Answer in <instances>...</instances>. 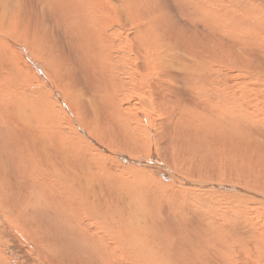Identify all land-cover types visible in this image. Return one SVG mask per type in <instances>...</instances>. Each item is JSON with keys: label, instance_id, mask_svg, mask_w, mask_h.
Returning <instances> with one entry per match:
<instances>
[{"label": "bare ground", "instance_id": "obj_1", "mask_svg": "<svg viewBox=\"0 0 264 264\" xmlns=\"http://www.w3.org/2000/svg\"><path fill=\"white\" fill-rule=\"evenodd\" d=\"M62 31L79 54L68 50L65 39L63 51L55 44ZM73 55L78 65L70 67ZM230 56L259 70H250L251 85L232 68ZM30 60L33 77L24 62ZM263 69L262 0H0V153L19 150L25 173L11 170L28 174L19 207L4 194L0 178V264H264V207L256 210L260 215L253 211L264 201L216 194L208 177H201L210 181L203 183L163 175L167 165L151 157L152 143L163 144L165 136L168 159L180 168L188 160L186 169L199 174L230 168L229 161L212 159L217 147L237 142L254 120L264 123V101L255 95L258 87L264 98ZM138 106L145 121L149 114L157 117L156 131L145 125V141L134 121ZM103 117L117 123L114 131L130 143L126 149L149 153L146 161L125 160L150 163L161 177L175 180L164 182L140 167H115L98 149L118 146L103 137L110 132L99 130ZM245 137L252 154H261L250 143H262L264 150V142L255 134ZM184 152L190 153L187 161ZM185 194L206 195L209 202L219 197L245 219L237 230L231 221L228 232L214 227L213 246L180 235L165 227L166 215L208 211ZM113 200L131 213L112 214L118 211Z\"/></svg>", "mask_w": 264, "mask_h": 264}, {"label": "rangeland", "instance_id": "obj_2", "mask_svg": "<svg viewBox=\"0 0 264 264\" xmlns=\"http://www.w3.org/2000/svg\"><path fill=\"white\" fill-rule=\"evenodd\" d=\"M262 1H264V0H262ZM168 9H169V7H166L167 11H168ZM175 11H177V9H175ZM159 13L160 12H157V14H159ZM161 14L163 17V21H162V24L158 27H163L166 12L163 10V12ZM57 34L58 35H55V44L62 51H63V44H64V39H65L66 41H69L68 50L73 49L74 54H76V52L78 54L81 52L80 50L74 49L72 43L70 42L71 40H69L65 36L64 31L58 32ZM45 41H49L51 46L54 44V41L52 40L51 37H47L44 40V42ZM18 49L20 50V48H18ZM65 56H66V54L64 53L63 54L64 61L67 57V56L66 57ZM229 59H230L232 68L241 70L244 73L243 77H246V82L251 85L253 82L249 78L252 75L250 70H253L254 73L258 72L259 70L254 65H250L249 67H247V65H245L246 62L242 58H239L237 56H230ZM68 61L70 63V67H73V65H78V64H75L78 61V59L76 58L75 55L71 56V58H68ZM242 61H244V62H242ZM24 62H27L29 64L26 67V69H30V71H31L27 75L33 77L32 71L35 70V67L33 66L32 60L24 61ZM61 67H64V63L60 64L59 68L61 69ZM52 69L55 70L57 68H54V65L52 64ZM263 71H264V69H263ZM78 76H80L82 78V74L78 73ZM255 90L257 92V93L255 92V95H258L257 97L260 96L259 101H264L263 96L260 93H258L260 91V88L256 87ZM262 94L264 95V84L262 86ZM135 107H137V106H135ZM260 108H262V113H264V102L262 104H260ZM138 109H139V111H137L136 112L137 114L134 115V121L136 123L138 122L140 124L142 132L141 131L139 132V136H141V139L145 141L146 137L148 136L146 134V131H145V125L150 126L152 128V130L153 129L155 130V123H157V121L155 122V118H157V117L156 116L151 117L152 114H149L146 116V121H145V119L143 118L144 110L140 109L139 106H138ZM100 119L101 120H98V123L100 125V129L99 128L98 129L99 130L102 129L101 131H103L105 129L106 133L110 132L109 133L110 135L109 134L105 135V133H102L103 137H106V139H108V138H111L112 140L115 139L116 140L115 143L118 144V146H116V148H113L111 145H108L106 147V144H105V147H99L98 149L100 152H102L104 155H106L108 157L107 159L112 160L115 167L116 166H119V167H140V168L149 170L152 175H154L158 179H161L164 182H168L169 180L170 181L175 180V176H173L170 179L169 178L165 179L164 177H161L154 169L147 166V165H150V163L144 164V163H136V162L125 160V158H132V159H142V161H146L148 159L149 153L146 152L145 148H143V150H141V149L140 150H138V149L130 150V148L126 149V146L130 145V143H128L125 136H123V135L119 136L118 133L116 132V131H119V129H120L119 126L117 125V123L115 121H110V123H108L105 121L106 119L104 117L100 118ZM140 119H144V122L141 121ZM254 121L255 122L252 123V125H249V127L245 128V130H244L245 133L243 134V137L238 138L237 142L236 141L229 142L228 144H226V147L222 148V146H219L216 148V152H218V153L215 155V157L212 159V161L215 162V160H216V162H215L216 164H220L219 163L220 160L229 161L231 167L226 170L227 172L222 170V172L220 174H218L217 171L213 172L211 170H207L205 172V174L204 173L199 174L195 170L188 171V169H186L190 166V163H189L190 160L187 161V159L189 158V154H190L188 152L180 153L181 158H184L188 162L187 164L185 162L184 167L180 168V166L174 165L173 163L170 162V159H168L170 156V150H171L170 144L171 143L169 141V137L166 138L165 136L163 137V139H166V140H163L164 141L163 144H162V141H159V144H156L155 142L152 143V147H151L152 150L151 151L153 153V156H151V155L150 156L152 158L155 157L156 159L153 158V160H156V161L158 160L157 162L159 164L163 163L164 165H167L168 169L164 170L165 173L163 172L164 173L163 175H169L170 172H173L174 174L180 176L181 178H186V179H189L192 181H199V182L204 181L203 183L210 182V181L202 180L201 177H203V178L208 177V178H211L213 180L211 182L214 183L215 186H213L212 188L214 189L216 194L235 195L239 200L242 201V203H243V199L248 203H251L252 201L256 202L257 200L258 201H264L263 196L259 197L255 194L257 192H263L264 193V150L261 148V146H259L262 143H259L258 145L255 144V141H252L250 143V144L256 145L257 148L260 147L259 150L262 151L261 154H258V153L252 154V152H251L252 149H250L248 146L249 144H244L245 139L247 138L245 136L250 135V134H252V135L255 134V136H256V138H258V140H261L264 142V123L262 125H260L258 120H254ZM73 124H74V126L78 127V124L75 121H73ZM110 124H111V128L108 130V125H110ZM114 130H116V131H114ZM172 132L174 134H178V133L184 134V132L177 131V130L172 131ZM112 134H113V136H112ZM124 139H125V141H124ZM19 140H20V144H21L22 141H21V139H19ZM6 141H7V144L10 141H12L11 136L8 137V139ZM7 144H4V146ZM122 148H124L125 150H122ZM191 149L193 150V148H191ZM192 150H190V152ZM224 150H225V152H224ZM18 151H14V154L10 153L9 151H4V152L0 153L1 154L0 164L2 163V165H0V168H2V169H0V178H2L1 181L3 179H5L2 183L3 184L2 190H3L4 194L10 198V200H13V202H15L17 204V207H19V205L21 204V200H23L24 198L27 197V192L23 188V186H24L23 183H24V181H26V178H28V174L18 175V174H15L11 170L12 168H14L17 171H19L18 168H20V169L22 168V172L25 173V171H23V170L27 166L19 163V161H21L22 158L19 157L20 155H19ZM15 153L17 154V157H16ZM3 154H5V155H3ZM223 154H225V155H223ZM220 155H221V158L219 157ZM8 156L10 157V159ZM15 159H17V160H15ZM15 161L16 162L18 161V162L16 163ZM6 162H8V163H6ZM11 162H12V166H11ZM19 164H21V165H19ZM173 165H174V167H173ZM8 168H9V170H8ZM236 169L239 170V173L236 171ZM251 170L262 171L263 175H261L259 177H253V173L251 172ZM176 183H178V182H176ZM233 183H238L241 187L244 186L246 189L240 188L242 190H239L235 187H240V186L234 185V187H233L232 186ZM196 190L198 192L200 191L199 189H196ZM18 191H19V194H18ZM226 191H228V192H226ZM207 194H209V193H207ZM165 196H167V195L165 194ZM184 196H187L186 198L190 197V203L191 204L192 203H195V204L204 203L206 205V208L208 207V211L206 210V212L203 214L199 213V214H195V215H190L191 213L189 210H184V212L185 213L188 212L189 215L187 213L185 214L184 212L175 213V214L168 215V216L166 215L165 216L166 220L164 221L165 227H167L169 229H178V231L181 232L180 235L187 236V237L188 236L189 237L194 236V237H196L197 240L206 241V242H209L210 245H212L213 244L212 241L218 237V235H217L218 233H216L214 227L215 228H217V227L221 228V230H223L224 232H228V227L230 226L229 222L231 221L233 223L230 226V228L237 230L239 227V224L241 222H243L245 219V218L243 219V217H245V216H242L241 213L239 214V212H237L239 210H233V209L223 207L222 204H224V201L221 202L219 200L220 199L219 197L213 196V197L217 198L218 200H214V202H209L206 200V199H208V197L206 195H201V196L199 195V197H198V195L193 196V195L185 194ZM226 201L229 202V200H226ZM118 202H122V201L114 202V200H113V203H115V205H118V211L114 210V213H112V214H128V212L131 213V211H128V210H127L128 212H125V213L123 211H121L120 206H119L120 203H118ZM212 205H213V207H212ZM219 205H220V209L218 207ZM250 206L252 207V210H253V206L251 204H250ZM165 207H166V209H168V208L170 209L169 203ZM210 207L216 210L215 214H213L212 210H209ZM262 207H264V204H263V206H256L255 209L253 210L254 212H256L255 214H257V215L262 214L260 211H256V210H263ZM220 211L222 213H220ZM177 214H180V215L176 216ZM204 214H213L214 217L212 219L210 217L207 218L206 216L204 217ZM233 214H236L237 216H233ZM163 215L164 214H162L161 217ZM176 217H180L181 222H178ZM215 217H217V218H215ZM242 219H243V221H242ZM172 221H174L173 224L167 225V222H172ZM211 221H214V222H211ZM218 224H220V225L218 226ZM212 229H213V231H212ZM212 232L215 234V237H214V234ZM209 234H211V235H209ZM210 237L213 240L209 239Z\"/></svg>", "mask_w": 264, "mask_h": 264}]
</instances>
